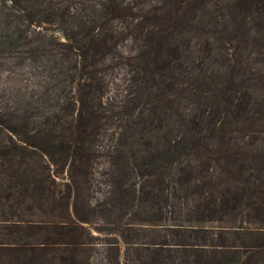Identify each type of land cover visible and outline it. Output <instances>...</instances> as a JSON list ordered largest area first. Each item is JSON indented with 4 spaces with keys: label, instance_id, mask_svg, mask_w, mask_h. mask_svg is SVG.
I'll return each instance as SVG.
<instances>
[{
    "label": "trees",
    "instance_id": "obj_1",
    "mask_svg": "<svg viewBox=\"0 0 264 264\" xmlns=\"http://www.w3.org/2000/svg\"><path fill=\"white\" fill-rule=\"evenodd\" d=\"M71 1L81 5L80 10L83 7L91 8L92 16L87 17L86 20H81L80 17L76 20V15H72L71 7L69 8L68 5ZM122 1L0 0L8 4L7 12L0 17V57L15 55L20 59L36 62L49 56L52 64L49 65L48 61H45L49 74L58 77L63 92L67 95L69 93L68 96L65 95L66 104L76 107L74 115L70 116L68 136L62 132L49 134L47 131L30 134L23 124L14 123L7 129L23 144H14L13 139L10 138L11 144L4 146L0 155L4 157L11 149L22 151L30 149L39 151L49 158L60 150L62 157L66 158L71 155L76 145L72 144L73 140L78 138L77 146L79 145L80 152L77 159L80 162L79 167L83 169L86 144L95 138V129L100 123V118L102 121L107 119L100 100L103 81L98 76V69L94 64L98 58L113 52L117 31L110 28V21L133 16L130 31L138 35L141 45L137 54H133L131 58L135 68L133 73L138 77L139 82L136 97L139 101L146 99L148 104L144 112L138 113L137 122L129 126L126 141L136 140V134L146 130L158 133H152V137L143 142L146 145L144 149L133 153V158H136L145 168L144 171L150 175L158 172L160 162L167 161L168 164H172L184 157L194 158L193 160L204 166V159L210 160L211 154L222 151L219 146L214 147L209 144L208 137L215 135L220 139L219 144L228 138L224 142L227 145L230 140L227 132L237 123L241 128L239 131H243V126L245 129L250 128L249 153H242L241 157L236 153H227L223 157L218 156L217 159L226 163H237L235 165L239 174L244 169H251L248 176L252 177L253 182L257 181L260 185H264V123H256L264 118V98L255 100L251 93L246 91L237 96L231 97L227 94L222 96V89L219 93L215 90V93L205 96L199 75H195L196 72L194 75L191 74L189 71L191 68H188V54L184 53L186 47L191 46L188 35L196 31L195 29L205 34H224L236 40L240 38L264 42V0H158L155 6L143 9L138 15L130 13V6ZM67 17L75 20L69 22ZM214 20L217 24L220 22V25H212L211 21ZM197 21L200 23H196ZM64 22L67 24L65 25ZM45 24L50 26L60 24L66 27L63 30L57 26L58 34L54 41L52 40L57 49L53 47L50 49L45 45L49 40L48 33L41 28ZM34 28L40 29L34 31ZM60 36L64 39L61 40ZM183 42H186V45ZM236 48L235 45L234 51ZM240 56L238 53L234 60L236 61ZM190 64L192 68H197L198 73L203 72L201 62L199 64L196 58H193ZM188 72L192 81L194 80V85L183 80V76ZM229 76L231 83L235 80L233 83L235 85L238 82L236 74ZM237 80L241 82V79ZM229 88L228 85L226 89ZM186 95L189 97L184 101H190L192 105L201 98H208L210 106L205 110L202 109L201 112L198 109L197 113L191 108L186 109L185 106L182 110L181 100ZM133 107L124 106L125 109ZM168 116L179 118L177 127L166 123ZM171 123L176 122L171 121ZM180 126L183 128L181 134L173 136L172 130L179 129ZM50 136L53 138L49 139ZM182 170L185 171L184 168ZM185 172H187L185 175L192 173ZM69 181L74 184V177L71 176ZM253 186L244 187L239 192H231L227 189L222 191L218 197L220 209L223 211L237 209L241 196L245 194L248 199L250 196L257 199L254 183ZM15 187L12 180L8 179L4 187L0 188V254L19 253L25 250L45 253L57 247L75 250L85 244L79 241L80 236L76 231L79 229L82 231L80 224L87 221L75 213L76 221L69 217L68 193L65 196L67 200L61 203L66 220L44 224L25 216L26 212L31 213L34 207L33 202L32 204L26 202L25 196L32 201L34 198L26 191L28 188L22 187L21 198L15 199L11 192ZM66 187L69 191V187L67 185ZM261 192L260 190L258 193ZM252 203L250 207L253 212L250 215L264 223V204ZM130 205L132 203L120 209L121 214L116 217L119 223L124 210ZM144 209L143 206L134 214L133 219L137 222L135 228L163 227L149 223L164 218L161 208L156 215H153L154 218ZM174 218H170L172 224L163 227L167 234H156V237L150 240L141 241L136 237L133 242L131 238H127L121 228L119 236L125 245L138 249L150 248L148 252L152 257H161L165 252V257L171 258V252L175 251L182 254L185 262L190 255L192 264H254L257 257L264 253V227L242 228L232 225L231 242L221 234H217L214 241L213 238L208 237L205 229L184 226ZM67 225L70 227H65ZM47 231H51V236ZM117 243L107 244L108 249L113 250L114 254L119 253ZM171 248L174 250H169Z\"/></svg>",
    "mask_w": 264,
    "mask_h": 264
},
{
    "label": "rangeland",
    "instance_id": "obj_2",
    "mask_svg": "<svg viewBox=\"0 0 264 264\" xmlns=\"http://www.w3.org/2000/svg\"><path fill=\"white\" fill-rule=\"evenodd\" d=\"M122 2L130 6V13L138 15L143 9L155 6L158 0ZM68 5L72 15H76V20L79 17L86 20L92 16V9L89 7L80 10L81 5L75 1ZM6 6L7 3L0 2V17L7 12ZM132 18L133 16H126L110 21V28L117 31L113 52L98 58L94 64L98 69V76L103 81L100 100L107 119L102 121L100 118V123L95 129V138L86 144L83 169L79 167L80 162L77 159L80 152L79 145L77 146L78 138L74 139L75 143L73 140L72 144L76 145L71 155L66 158L62 157L60 150L49 158L30 149H11L4 157L0 155V188L11 179L16 186L11 190L15 199L21 198L22 187L28 188L26 191L34 198L32 201L25 196L28 204H34L31 213L26 212L25 216L44 224L66 220L61 203L67 200L65 196L68 193L69 217L75 220V213L87 221L79 223L82 231H76L80 236L79 241L85 244L80 249L64 250L57 247L45 253L27 250L19 253L3 252L0 254V264H192L190 255L187 262L183 260L182 254L175 251L171 252V258H166L165 252L157 258L148 252L150 248L138 249L125 245L119 236V229H123L127 238H131L133 242L136 237L146 241L156 237V234H167L163 227L172 224L170 218L175 217L184 226L205 229L208 237L214 241L217 234H221L231 242L232 225L242 228L264 227L263 222L250 215L253 212L250 207L252 202L254 205L260 202L264 204V185L253 182L252 177L248 176L251 169H244L239 174L235 165L237 163H226L217 159L227 153H236L238 157H241L242 153H249V127L245 129L243 126V131H239V125L233 124L227 132L230 137L227 145L224 142L228 138L219 144L220 139L215 135L209 136L208 143L214 147L219 146L222 151L211 154L210 160L204 159V166L193 160L194 158L184 157L172 164L167 161L160 162L158 172L150 175L144 171L145 168L137 159L133 158V153L142 151L146 146L143 142L150 139L152 133H158L146 130L137 133L136 140L132 137L131 143L126 141L129 126L137 122L138 113L144 112L148 104L146 99L139 101L136 97L139 82L133 73L135 68L131 58L133 54H137L141 45L138 35L130 31ZM74 20L75 18H71L68 21ZM189 23L195 24L192 21ZM211 24L219 26L220 22L217 24L214 20ZM57 26L63 30L66 28L60 24H45L41 27L42 31L48 33L49 40L45 45L50 49H57L53 44L58 34ZM34 29L36 31L40 28ZM195 30L188 35L191 46H185L187 50H184V53L188 54V68H191V74L196 72L195 75H199L205 96L215 93V90L219 93L222 89V96H237L246 91L251 93L255 100L264 98V42L240 38H237V42L236 38L231 36L211 35ZM52 37L53 39H50ZM60 38L64 39L62 36ZM183 43L186 45V42ZM235 53L237 54L233 56ZM238 53L241 56L235 61ZM193 58H196L199 64L201 62L203 72L198 73L197 68H192L190 62ZM45 61H48L49 65L52 64L49 56L36 62L20 59L15 55L0 57V154L4 146L11 144L10 138L14 144H23L7 129L14 123L23 124L30 134L47 131L49 134L62 132L66 136L69 135L68 124L76 107L66 104V96L69 93L67 95L63 92L58 77L49 74ZM231 74H236L238 82L235 85V80L230 82ZM237 79H241V82ZM183 80L194 85L189 72L183 76ZM228 85L230 88L226 89ZM188 97L189 95H186L181 100L182 110L185 106L186 109L191 108L197 113L198 109L201 112L210 106L208 98H201L192 105L190 101H184ZM124 106L134 107L125 109ZM178 119L176 116H168L166 123L177 127ZM171 121L176 123L172 124ZM256 123H264V118ZM182 130L181 126L172 130L173 136H178ZM52 138L50 136L49 139ZM182 168L191 171V175H185L187 172ZM71 176L74 177V184L69 181ZM253 183L256 186L257 199L253 196L248 199L245 194L241 196L237 209H220L218 197L222 191L227 189L239 192L244 187H254ZM260 190L262 192L258 193ZM129 203L132 205L124 210L119 223L116 217L121 214L120 209ZM143 206L144 211L152 218L162 209L164 218L147 222L163 227L135 228L137 222L133 219L134 214ZM47 232L51 236V231ZM113 242H118V254H114V251L107 247L108 243ZM254 264H264V253L257 257Z\"/></svg>",
    "mask_w": 264,
    "mask_h": 264
}]
</instances>
